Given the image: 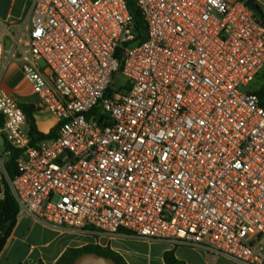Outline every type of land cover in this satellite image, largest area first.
<instances>
[{"label": "built area", "instance_id": "2783aa9c", "mask_svg": "<svg viewBox=\"0 0 264 264\" xmlns=\"http://www.w3.org/2000/svg\"><path fill=\"white\" fill-rule=\"evenodd\" d=\"M132 1L147 26L137 45L126 0H34L1 24L0 129L18 157L14 180L0 157V183L18 218L94 245L134 239L264 264V107L251 88L264 70L261 16L241 0ZM13 63L55 119L52 138L33 143L3 88Z\"/></svg>", "mask_w": 264, "mask_h": 264}, {"label": "crops", "instance_id": "0c3cea01", "mask_svg": "<svg viewBox=\"0 0 264 264\" xmlns=\"http://www.w3.org/2000/svg\"><path fill=\"white\" fill-rule=\"evenodd\" d=\"M34 0H0V28L1 24L13 25L22 19L30 10ZM264 14V0H254ZM261 15V16H262ZM7 47V46H6ZM3 55L0 48V64ZM3 88L19 104H36L37 95L32 91L29 83L24 79L20 64L13 63L8 68L3 80ZM38 113V112H37ZM37 113L35 115L37 122ZM51 116L50 113H46ZM53 119V120H52ZM47 129L39 131L49 134L53 130L55 119L47 120ZM38 126V123H37ZM0 157L7 163L10 155L7 153L6 141L0 129ZM3 194L0 193V202ZM42 227L57 234L53 243H44L42 239L35 237L34 230ZM112 242L116 246H112ZM134 239H114L109 242L112 250L119 253L128 264H165L164 253L175 249L177 258L186 264H238L225 257L206 252L201 249L187 247H172L163 243H148L145 251L134 250ZM91 238L72 229H56L33 218L22 216L10 236L5 248L0 254V264H57L63 255L72 248H80L91 244ZM48 245V246H47ZM48 247V249H42ZM52 246V247H51ZM46 247V248H47Z\"/></svg>", "mask_w": 264, "mask_h": 264}, {"label": "trees", "instance_id": "16d2710c", "mask_svg": "<svg viewBox=\"0 0 264 264\" xmlns=\"http://www.w3.org/2000/svg\"><path fill=\"white\" fill-rule=\"evenodd\" d=\"M126 1L129 12L133 18V28L135 31L139 32V36L136 38V40L131 44H128V46L137 45L147 39V26L145 24L141 11L135 5V3L132 0H126ZM241 1H246V0H241ZM261 18L262 21L264 22V14L261 16ZM120 76H122L121 72H119L114 78V82L107 91L106 96H109L117 87L116 79L117 77ZM260 77L264 79V70L260 74ZM256 94L260 99L261 106L264 107V84L260 90L256 91ZM20 106L24 114L26 115L27 123L30 129V135L32 137L34 144L42 140L50 139L55 135L56 129H53L49 134H44L39 131L35 117L38 110L35 104H21ZM97 109L98 108H96L94 112H96ZM6 149L7 151H11L10 159L6 163L8 178L10 180H14L15 177L17 176V167L15 161L18 157V152L12 150L7 143H6ZM0 193L3 194V199L0 202V254H1L18 223L19 205L11 190L8 179H4L3 182L0 183ZM84 254H96L99 256L111 258L118 264H128L124 260V258L119 253L112 250L110 246L101 247L94 244H88L80 248L69 249L57 264H73L79 257H81ZM164 262L165 264H186L183 260L177 258L175 254V249L169 250L164 253Z\"/></svg>", "mask_w": 264, "mask_h": 264}, {"label": "rangeland", "instance_id": "374dc122", "mask_svg": "<svg viewBox=\"0 0 264 264\" xmlns=\"http://www.w3.org/2000/svg\"><path fill=\"white\" fill-rule=\"evenodd\" d=\"M4 44H5V46H7L6 47L7 50H9V48L11 47V40H10L9 37L4 39ZM39 64L42 65L43 63L40 62ZM117 81L118 82L123 81V77L122 76L117 77L116 82ZM263 84H264V79L259 76L258 79H256L251 84V88L253 90H255V91H258V90H260L262 88ZM46 113H47V111H39L37 113V123H38V127L41 130H44V129L48 128L49 124H48L47 120L51 119V116H52L51 114H50L51 116H48ZM33 235L35 237H38V238L42 239L44 243H48V242L49 243H53V241L56 240V237H57V234L55 232H52L50 230H47V229L39 227V226L37 228H35ZM47 246H45V248H42V249H48ZM112 246L114 247V246H116V244L114 242H112ZM133 246H134V250H137V251H141V250L145 251V250L148 249V245L145 242H137Z\"/></svg>", "mask_w": 264, "mask_h": 264}, {"label": "water", "instance_id": "95a60500", "mask_svg": "<svg viewBox=\"0 0 264 264\" xmlns=\"http://www.w3.org/2000/svg\"><path fill=\"white\" fill-rule=\"evenodd\" d=\"M247 5L252 8L258 15H262L261 8L255 3L254 0H246ZM139 36V32H135ZM73 264H118L111 258L99 256L96 254H84L79 257Z\"/></svg>", "mask_w": 264, "mask_h": 264}]
</instances>
